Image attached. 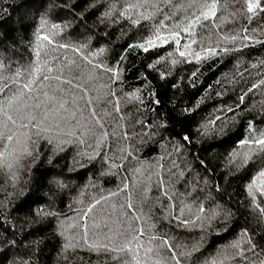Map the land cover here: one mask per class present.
I'll use <instances>...</instances> for the list:
<instances>
[{"label":"trees","instance_id":"1","mask_svg":"<svg viewBox=\"0 0 264 264\" xmlns=\"http://www.w3.org/2000/svg\"><path fill=\"white\" fill-rule=\"evenodd\" d=\"M205 2L216 16L197 20ZM149 40L147 52L129 47ZM204 48L217 54L197 62ZM31 80L7 108L16 124L0 114V264H175L165 239L190 253L181 264L264 262V154L252 145L249 164L232 163L249 151L239 141L264 134V10L0 0V103ZM60 103L67 111L45 121L44 105ZM29 112L37 127H21Z\"/></svg>","mask_w":264,"mask_h":264},{"label":"snow or ice","instance_id":"2","mask_svg":"<svg viewBox=\"0 0 264 264\" xmlns=\"http://www.w3.org/2000/svg\"><path fill=\"white\" fill-rule=\"evenodd\" d=\"M246 4H247V12L248 13H252V14H255V11L257 9H260V10H264V8H262L261 6V0H245ZM129 7H144V5H129ZM189 7H193L192 4L189 5ZM203 7L206 9V11H202L200 13L199 16L196 17L197 20H199L201 17L203 19H209L210 16L212 18H215L216 16V7H217V4L215 2L213 3H204L203 4ZM127 11V9L125 10ZM106 15H108L106 13ZM121 15H124V13L122 12ZM195 15V13H194ZM145 18H148V17H145ZM134 22H138V21H134ZM46 23V21H45ZM54 27H58V26H55ZM189 29L191 28V23L188 25ZM245 32H247L248 30L247 29H244ZM172 35L175 37L176 35H178L177 32L173 31ZM252 37L248 36V35H244L242 37V39L244 40H249L251 39ZM44 40H48L49 43H52V41L49 39L48 36H44L43 37ZM157 40L160 39L159 36L156 37ZM226 39H230V42H235L237 39H238V36L237 35H232L230 38H227ZM193 43H196L195 41H193ZM147 45H151L152 47H156L157 45L154 43V41L152 40H149L147 41L146 43H142V44H137V45H129V47H140L142 48L145 52H147L149 50L148 46ZM61 47H64V45H61ZM190 46H185V51H181L179 52V55L181 57H184L186 55V52H188V48ZM221 51H228V49H221ZM202 52L204 53H207L208 55H216L217 54V50L215 48H204V49H201V51H198L196 52L194 55H195V59L197 62H199L202 58H207V56H203L202 57ZM189 55H192L191 52H188ZM37 55H39V53H37ZM175 63V61H173ZM157 63H159V61H157ZM149 67H154V65H150ZM49 71H51V69H49ZM193 75H195V73H193ZM44 79H48V77H44ZM55 79L59 80L60 77H55ZM35 83L34 80H31L29 81L27 84L23 85V88L16 91V92H13V94L7 99L5 100L3 103H0V114H3V116L5 117L6 121H9L11 122L12 124H16V119L13 118L12 115H10L7 111V108L8 107H11L13 104H16V103H23V97L25 96V91L24 89H27L29 92L32 91V85ZM68 83H71V81H68ZM4 87L5 86H0V93L4 92ZM255 87V85L253 86ZM45 98L47 100H50V101H54L55 100V97H49L47 93H45ZM241 100H243V97H241ZM26 108L30 107L28 105H25ZM36 108H40L41 107V104L37 103L35 105ZM45 107V114H44V117L43 119L45 121L49 120L50 118H54L56 116V114L59 112V110L63 109L65 111H67V109L65 108V104L64 103H60L59 104V108H55L53 107L51 104H47V105H44ZM118 110V109H117ZM186 111H190L188 109H186ZM72 116L73 118L75 117V113L73 112L72 113ZM93 116H95V113H93ZM22 119H27L29 121L28 124H21V127H37L38 125V121H37V117L35 115H32L31 112L27 113V115L25 117H22ZM219 119V118H217ZM99 123V121H97ZM213 124H215V121H213ZM56 127L59 128L60 125L59 124H56ZM207 133V129H205V134ZM0 135H3L2 133H0ZM7 139L8 141H12L13 140V136L9 135L7 136ZM184 140L186 141H190V137L188 136H185L184 137ZM239 144L241 145H248L249 146V151L246 152V153H233L232 156H233V159H232V163L233 164H240L241 162H243L244 165H247L250 163V161L252 160V150H251V146L252 145H256L258 146V151L262 154H264V134H261L260 137L258 138H255L253 139L251 136L245 140H242V141H239ZM25 152L27 155H31V152L27 151V149H25ZM115 167V165H113ZM9 167H11V165H9ZM259 177H262L264 178V170H261L259 172ZM256 180L254 179L252 181V183H250L248 185V194L250 196H252L253 198V202L255 203V200H256V195L255 193L253 192V188L254 186L256 185ZM258 191L260 192L261 195H264V188H261V189H258ZM100 201L97 200L96 201V204H99ZM256 207H260L258 204L255 205ZM95 207V204L91 205L88 209V212H91L92 208ZM129 207H131V205H129ZM262 213H264V208H261L260 209ZM200 211L203 213L204 212V208L201 207ZM85 216H87V212L84 214ZM179 219V218H177ZM181 223H184V224H187L188 221L187 220H181L180 221ZM194 223V221H193ZM140 231V235H143V229L139 230ZM245 235H247V233L245 232L244 233ZM133 240L137 239L136 236H133L132 238ZM153 239H155V237H153ZM249 243H251V240H249ZM131 244V241H128L127 243H125L119 250L121 252H130L131 251V248H130V245ZM163 244L168 246V250L172 253V259L175 260V264H181V261L178 259V256H182V255H188L190 253H176L173 249V246L169 244V241L168 240H164L163 241ZM232 247L234 248H238L239 247V243L237 242L236 244H233ZM255 249V246L253 245V251ZM149 252L152 251V249H148ZM133 260H136V257L134 256L133 257ZM136 264H139V261L136 260ZM214 264H216V262H214ZM220 264H222V262H220ZM262 264H264V262H262Z\"/></svg>","mask_w":264,"mask_h":264}]
</instances>
